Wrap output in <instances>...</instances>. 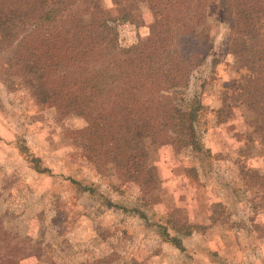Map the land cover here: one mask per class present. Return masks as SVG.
I'll use <instances>...</instances> for the list:
<instances>
[{
  "label": "rangeland",
  "instance_id": "1",
  "mask_svg": "<svg viewBox=\"0 0 264 264\" xmlns=\"http://www.w3.org/2000/svg\"><path fill=\"white\" fill-rule=\"evenodd\" d=\"M258 2L209 3L212 47L185 90L204 103L198 149L186 136L195 129L187 107L176 148L143 134L141 149L122 150L118 164L100 145L103 84L53 95L41 73L21 71L14 52L26 34L22 21L38 10L31 0H0V264H264V187L257 178L264 176V104H257L252 72L236 67L228 50L229 25ZM103 3L124 14L101 27L94 46L102 78L137 95L138 57L150 51L157 14L145 0H127L121 9L115 0H76L79 17L70 20L67 38L95 35ZM46 53L40 50V61ZM120 120L139 130L127 116ZM172 211L183 229L196 230L177 231Z\"/></svg>",
  "mask_w": 264,
  "mask_h": 264
},
{
  "label": "trees",
  "instance_id": "2",
  "mask_svg": "<svg viewBox=\"0 0 264 264\" xmlns=\"http://www.w3.org/2000/svg\"><path fill=\"white\" fill-rule=\"evenodd\" d=\"M31 1H34L38 12L22 21L26 34L14 52L16 65L27 74L41 73L53 95L64 93L70 85L87 82L95 86L103 84L105 93L96 104L100 108V118L104 121L103 136L106 134L108 137L102 136L100 145L103 144L108 150L114 163L120 164L118 155L122 150H140L143 134H147L154 142L168 138L176 148L174 141L184 133L179 130V125L184 122L187 107L191 111L189 124L195 129L186 136H190L192 147L198 149L195 139L198 135L199 113L204 103L197 93L191 100L188 99L185 90L190 78L207 65L206 55L212 45L211 40L209 46L207 42L206 20L209 3L214 0H147L148 6L157 14V30L151 33L150 51L139 53L140 63L135 76L142 90L137 95L121 93L111 81L106 82L102 78V68L94 46L101 42V27L107 26L111 19L105 11L97 13L92 23L95 35L74 41L67 36L74 31L70 20L79 17V12L75 11L78 9L74 7L76 0H59L65 9L63 13L54 10L58 9L55 7L57 0ZM258 4V9L246 11L238 23L229 25L228 50L236 67L247 68L252 72V81L259 93L257 104L263 105L264 0H259ZM58 15H61L60 18ZM115 38L116 31L115 36L113 34ZM43 44L38 48L37 45ZM43 49L47 53L45 59L40 61L38 56ZM217 60L212 58L211 63ZM119 97H123L121 102L118 101ZM117 105L121 106L120 109L116 108ZM122 115L136 123L139 130L124 128L120 120ZM257 178L260 181L262 178L258 182L264 187V176ZM170 215L173 222L178 223L174 226L177 231L189 235L196 230L195 225L183 229L175 211ZM196 226L204 228L202 225Z\"/></svg>",
  "mask_w": 264,
  "mask_h": 264
},
{
  "label": "crops",
  "instance_id": "3",
  "mask_svg": "<svg viewBox=\"0 0 264 264\" xmlns=\"http://www.w3.org/2000/svg\"><path fill=\"white\" fill-rule=\"evenodd\" d=\"M116 1V6H115V8H117V9H121V5L122 4H126V1L127 0H115ZM120 1L121 2H123V3H120ZM145 4H146V6H147V9L150 11L151 10V8L148 6V3H147V0H145ZM102 7H103V9H102V11H105V13H106V15L107 16H109V17H111V19H109V20H115V19H119V18H121L122 16H123V14L120 16V14H118V13H110L109 12V9L111 10V6H110V8H109V6L108 5H104V3L101 5ZM137 9L139 8V5L137 4ZM108 20V21H109ZM115 28V27H114ZM116 31V30H115ZM118 36V35H117ZM27 164H28V166L29 167H31L32 168V166L27 162ZM34 168V167H33ZM35 169V168H34ZM202 226H204V228H205V225H202ZM167 232V231H166ZM177 247V246H176ZM177 248H179V247H177Z\"/></svg>",
  "mask_w": 264,
  "mask_h": 264
}]
</instances>
